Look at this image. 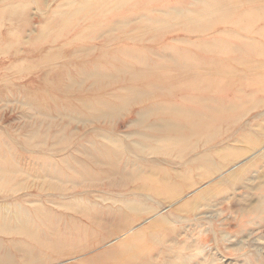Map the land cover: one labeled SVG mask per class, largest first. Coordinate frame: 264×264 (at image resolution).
Returning <instances> with one entry per match:
<instances>
[{
	"label": "bare ground",
	"instance_id": "obj_1",
	"mask_svg": "<svg viewBox=\"0 0 264 264\" xmlns=\"http://www.w3.org/2000/svg\"><path fill=\"white\" fill-rule=\"evenodd\" d=\"M11 101L35 112L36 128L20 142L0 127V146L42 155L33 179L80 203L58 226L40 200H5L0 234L18 254L0 239V264H138L158 212L143 219L135 199L163 194L167 208H185L210 183L192 172L238 157L223 140L264 107V0H0V102ZM4 154L9 198L26 186ZM96 182L125 193L132 214L96 207Z\"/></svg>",
	"mask_w": 264,
	"mask_h": 264
},
{
	"label": "rangeland",
	"instance_id": "obj_2",
	"mask_svg": "<svg viewBox=\"0 0 264 264\" xmlns=\"http://www.w3.org/2000/svg\"><path fill=\"white\" fill-rule=\"evenodd\" d=\"M35 13L33 6L30 14L34 17ZM36 27L38 23L34 21L31 28ZM239 90L242 89L234 88L232 91ZM207 92L217 96L221 91L209 89ZM225 93L224 99L228 97L230 101L238 102L231 99L232 92ZM243 93L250 92L243 89ZM35 120V112L21 102H0V127L7 128L14 139H20V142L27 140L28 130L36 128ZM243 122L247 125L235 131V137L224 139L222 143L227 146L222 153L239 156L231 162L214 156L210 158L214 166L194 170L191 176L195 181L208 176L202 183H210L203 184L198 192L190 193L191 196L184 201L187 204L185 208H179V203L171 209L167 208L168 200L163 194L144 192L140 199H135L134 204L138 205L135 212L143 219L158 212L154 216L155 233L144 235L139 241L143 250L139 254L138 264H264V107L250 112ZM124 130L125 127L120 125L119 132L123 133ZM16 149L15 152L4 145L0 146V151L6 153L3 155L8 161L5 166L24 174L22 178L26 188L9 198L0 191V206L9 199L26 196V208L39 205L37 202L41 201L51 221L58 226L64 225L66 217L76 215L73 208L75 205L78 207L79 201L68 196L58 198L52 195L53 192L45 188L40 179H33L38 177L42 166L47 168L44 158L39 157L42 155ZM202 183L189 187V190ZM89 190V199L96 207H109L127 215L132 214L123 204L127 200L125 193L104 188L101 182H96ZM146 223L142 221L140 225L146 226ZM0 239L4 248H9L13 255L18 254L17 250L11 248L13 243H8L15 240L14 236L0 234ZM32 244L39 247L36 243ZM113 244L110 241L107 245ZM75 260V257H68L57 264H80Z\"/></svg>",
	"mask_w": 264,
	"mask_h": 264
}]
</instances>
